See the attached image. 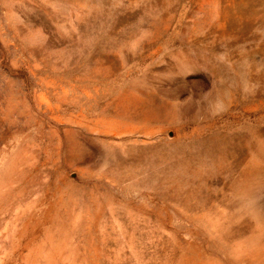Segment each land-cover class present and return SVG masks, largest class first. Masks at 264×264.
I'll list each match as a JSON object with an SVG mask.
<instances>
[{"label": "rangeland", "instance_id": "rangeland-1", "mask_svg": "<svg viewBox=\"0 0 264 264\" xmlns=\"http://www.w3.org/2000/svg\"><path fill=\"white\" fill-rule=\"evenodd\" d=\"M0 264H264V0H0Z\"/></svg>", "mask_w": 264, "mask_h": 264}]
</instances>
